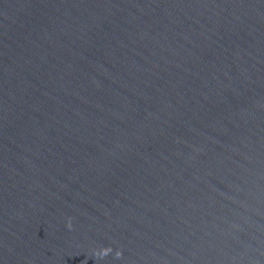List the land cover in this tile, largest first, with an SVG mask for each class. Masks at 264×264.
Listing matches in <instances>:
<instances>
[{
    "label": "water",
    "instance_id": "water-1",
    "mask_svg": "<svg viewBox=\"0 0 264 264\" xmlns=\"http://www.w3.org/2000/svg\"><path fill=\"white\" fill-rule=\"evenodd\" d=\"M0 264H264V0H0Z\"/></svg>",
    "mask_w": 264,
    "mask_h": 264
},
{
    "label": "clouds",
    "instance_id": "clouds-1",
    "mask_svg": "<svg viewBox=\"0 0 264 264\" xmlns=\"http://www.w3.org/2000/svg\"><path fill=\"white\" fill-rule=\"evenodd\" d=\"M68 227L71 228V223L69 222L68 224ZM112 251V249L109 247V248H104L102 250H99L97 251L95 254L98 256V257H104V256H107L110 252ZM122 255V253L120 251H117L116 252V256L117 257H120Z\"/></svg>",
    "mask_w": 264,
    "mask_h": 264
}]
</instances>
